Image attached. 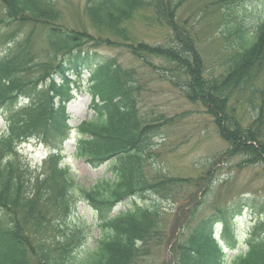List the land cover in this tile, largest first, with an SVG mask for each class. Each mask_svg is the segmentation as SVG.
Returning a JSON list of instances; mask_svg holds the SVG:
<instances>
[{
	"label": "trees",
	"instance_id": "obj_1",
	"mask_svg": "<svg viewBox=\"0 0 264 264\" xmlns=\"http://www.w3.org/2000/svg\"><path fill=\"white\" fill-rule=\"evenodd\" d=\"M87 1L85 10L94 25L112 33L122 32L127 19L139 8L157 10V24L173 31L166 36L171 43L147 42L142 45V56L139 49L134 54L144 60L149 54L173 64L169 68L171 83L212 115L228 144L225 157L242 155L245 163L264 164V90L260 80L264 72V20L255 30L242 23L228 28L235 40L213 72L191 34L178 29L183 0ZM234 1L217 3L231 5ZM2 4L6 12L0 24H13L17 18L18 22L26 19L35 25L50 24L52 29L46 37L49 62L41 64L42 73L36 78L28 76L29 63H35L28 48L31 38L26 46L16 35L0 41L5 47L0 53V109L17 97L26 101L18 109L4 112L7 126L0 132V264H145L151 246L162 245L166 239L169 264H264V203L261 222L243 242L233 230L235 223L221 212L196 224L188 220L171 234L173 228L167 224L161 202L171 203L181 185L178 182L187 178L157 173L148 179L145 149L159 126L140 114L142 86L134 70L113 60L93 69L95 73L99 68L86 90L93 114L76 126L73 154L96 166L108 165L111 176L86 186L70 166H62L57 146L36 173L37 167L19 156L20 145L30 137L56 144L70 132L66 97L73 91V82L68 71L79 70V64L69 66L64 60L88 34L56 26L58 13L53 0H0ZM145 194L157 195V201L138 202ZM78 201L95 208V223L83 217L70 221ZM41 202L49 205L54 221L51 242L40 230ZM121 204L123 207L115 211ZM220 224L223 244L214 236ZM94 226L100 232L97 238L93 237ZM243 243L247 248L241 251Z\"/></svg>",
	"mask_w": 264,
	"mask_h": 264
},
{
	"label": "rangeland",
	"instance_id": "obj_2",
	"mask_svg": "<svg viewBox=\"0 0 264 264\" xmlns=\"http://www.w3.org/2000/svg\"><path fill=\"white\" fill-rule=\"evenodd\" d=\"M217 1L183 0L177 15L180 24L178 29L182 32L187 30L184 34H191L190 37L196 42L203 61L207 62L209 70L213 72L218 70L216 66L228 56L231 43L235 40L229 35L228 28L233 29L237 23H242L243 26L255 30L257 24L264 20V0H236L231 5H228L229 3L219 5ZM53 2L58 13L56 26H64L77 32L85 31L88 34L83 40L84 43L64 60L69 66L78 63L80 70V74L79 70L68 71L69 77L73 80L70 88L73 91L66 97L68 100L66 111L70 115L69 123L72 128L64 141L56 144L43 140L40 143L36 137H30L20 145L19 156L25 162L39 167L36 172L38 173L44 168L45 158L51 148L57 146L64 163L71 166L86 186L94 185L98 180L111 176L108 165L96 166L73 154L78 135L74 128L93 114V110L90 109L92 99L86 93L91 76L98 73L104 62L113 60L125 69L134 70L142 86L140 114L147 118L149 123H156L159 126L152 133L154 138L151 145L145 149L148 179L151 180L157 173L187 178L184 182H178L181 185L176 189L177 195L171 198V203L161 202L162 209L168 216L167 224L173 228L171 234L188 220L196 224L213 213L221 212L230 223H235L233 230H236V235L243 242L256 224L261 222L260 208L264 203V164L245 163L242 155L225 157L228 144L220 136L212 115L207 112L205 106L189 101L184 92L171 83L170 76L173 74L169 68L173 67V64L149 54L145 60L139 57L140 54L141 56L144 54L142 45L147 42L153 45L171 43L170 38L166 39V36L173 31L157 24L158 11L139 8L127 19L122 32L114 30L112 33L107 28L101 29L94 25L85 10L87 0ZM5 12V5H0V18H5ZM18 20L16 18L10 25L0 24V41H4L6 36L16 35L26 46L27 38H31L28 48L35 58V63H29L28 76L36 78L42 73L41 64L49 62L46 57V37L52 28L50 24L35 25L30 20L25 19V22ZM125 33L126 36L122 37ZM4 49L5 47L0 45V53ZM136 49H139L137 50L140 52L139 55L134 54ZM60 57L64 59L63 56ZM97 67L99 68L94 73L93 69ZM76 76L79 79H76ZM260 80L264 90V72ZM21 101L18 97L14 98L6 108L0 109V132L5 131L7 126L4 112L13 108L18 109L21 107ZM156 198L157 195L145 194L138 202L146 201L149 204L157 201ZM173 199H176L175 203H172ZM121 207L123 204L115 211ZM49 210L48 204H41L40 211L43 214L39 222L44 238L47 237L48 242H51L55 232L52 229L54 221ZM78 217H83L90 224L98 220L95 208L82 201L77 203L70 221L74 222ZM99 235V230L94 226L93 237L97 238ZM168 241L166 239L162 245L153 244L150 249L151 255L145 260V264H169ZM246 248L247 245L243 243L239 250L243 251Z\"/></svg>",
	"mask_w": 264,
	"mask_h": 264
}]
</instances>
